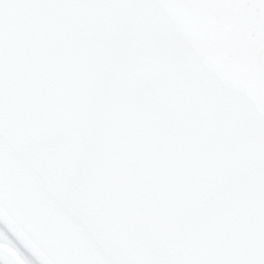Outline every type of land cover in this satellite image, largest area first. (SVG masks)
Wrapping results in <instances>:
<instances>
[{"label": "snow or ice", "instance_id": "1", "mask_svg": "<svg viewBox=\"0 0 264 264\" xmlns=\"http://www.w3.org/2000/svg\"><path fill=\"white\" fill-rule=\"evenodd\" d=\"M0 264H264V0H0Z\"/></svg>", "mask_w": 264, "mask_h": 264}]
</instances>
